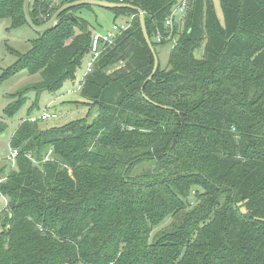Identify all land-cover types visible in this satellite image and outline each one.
<instances>
[{"label": "trees", "instance_id": "1", "mask_svg": "<svg viewBox=\"0 0 264 264\" xmlns=\"http://www.w3.org/2000/svg\"><path fill=\"white\" fill-rule=\"evenodd\" d=\"M23 1L0 0V19L27 24ZM70 1L28 13L39 25ZM125 2L144 11L155 53L170 45L167 65L146 80L138 12L108 9L132 22L81 76L88 110L67 123L42 129L33 113L42 92L77 78L96 29L76 11L90 5L64 10L26 51L8 46L16 60L0 81L21 69L41 80L3 110L35 93L14 165L0 166V264H264V0H219L222 20L213 0H188L172 29L176 0Z\"/></svg>", "mask_w": 264, "mask_h": 264}, {"label": "rangeland", "instance_id": "2", "mask_svg": "<svg viewBox=\"0 0 264 264\" xmlns=\"http://www.w3.org/2000/svg\"><path fill=\"white\" fill-rule=\"evenodd\" d=\"M214 8L219 19L222 20V9L220 8L219 0H213ZM78 16L85 18L90 27L94 30L107 31L111 28L113 22L124 23L132 22L133 16H117L114 17V12L95 5L90 7H81L76 11ZM35 30L30 28L27 24L19 25L18 27H11L9 18L0 19V73L6 66L13 63L15 55L11 53L8 46L13 47L17 51L24 52L29 47V40L34 39ZM170 45L158 44L156 46V55H158L160 67H165L168 61V53ZM85 61H83L81 68L77 72V78L74 81H66V83L57 92H42L38 99V107L34 111L37 115L45 110L56 111L57 116L52 119H47L39 122L42 129L50 128L56 124L67 123V121L79 118L85 115L88 110V103L82 102L85 99L80 96V88L78 87L82 71L84 70ZM41 80V74L28 73L27 70L21 69L19 72L10 75L9 77L0 81V120L4 121L6 128L0 132V166L6 164L5 158L10 149V141L12 134L16 130L19 123L27 114V108L31 102L34 101V92L27 94L26 101L21 104V107L10 117L4 115V108L11 100L10 94L14 93L22 86L36 83ZM76 103V104H75ZM14 165V164H13ZM15 168V166H14ZM6 198L0 195V211L5 210ZM174 217H166L162 224L155 226L151 232L153 234L162 227H166L173 221Z\"/></svg>", "mask_w": 264, "mask_h": 264}, {"label": "built area", "instance_id": "3", "mask_svg": "<svg viewBox=\"0 0 264 264\" xmlns=\"http://www.w3.org/2000/svg\"><path fill=\"white\" fill-rule=\"evenodd\" d=\"M119 2H123V0H119ZM187 4L188 0H176L175 4L172 7L170 15L165 20V24H167L170 29L174 27V19H178L185 14ZM129 24V21H126L124 23L113 22L111 24V28L107 31L95 30L90 39L91 44L88 53L89 58L86 62L85 72L91 69L92 64L95 62L102 49H104L107 45H110L114 37L122 31H125L126 28L129 27ZM157 40H160L159 35H157ZM56 116V112L45 110L37 117L41 118L42 120H47L55 118ZM37 117H31V119L34 120ZM16 155L17 151L14 148H10L3 160H9L11 164H14Z\"/></svg>", "mask_w": 264, "mask_h": 264}, {"label": "water", "instance_id": "4", "mask_svg": "<svg viewBox=\"0 0 264 264\" xmlns=\"http://www.w3.org/2000/svg\"><path fill=\"white\" fill-rule=\"evenodd\" d=\"M34 2H35V0H24L23 6H22V11L24 13V18H25L27 25L35 31H44L46 29H49V27H54L59 20V18H58L59 15L64 10L75 7V6H79V5H90V6L98 5V6H101L103 8H106V9L129 8V9L136 10L138 12V22H139V25L141 26V30H142L144 40L146 41L152 55L154 56V62H153V66L151 69L152 72L148 75L146 80H150L153 77V75L155 74L158 63H159V59H158V55H156V53H155L154 46H153L152 41L150 40L148 32H147V27L145 25L144 11L142 9H140L139 7H137L131 3H128V2L123 3V2H116V1H112V0H110V1L109 0H75V1H70V2L64 3L62 6H60L55 11V13L49 18L48 21H46L42 24L36 25V24H33L31 17H30V13H28L29 6H33ZM68 16L72 17L73 15L71 12H68Z\"/></svg>", "mask_w": 264, "mask_h": 264}, {"label": "crops", "instance_id": "5", "mask_svg": "<svg viewBox=\"0 0 264 264\" xmlns=\"http://www.w3.org/2000/svg\"><path fill=\"white\" fill-rule=\"evenodd\" d=\"M88 55L85 57V59H84V61H85V66H84V70L82 71V74H81V76H83L85 73V67H86V62H87V60H88ZM81 78V77H80Z\"/></svg>", "mask_w": 264, "mask_h": 264}]
</instances>
